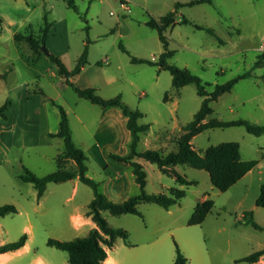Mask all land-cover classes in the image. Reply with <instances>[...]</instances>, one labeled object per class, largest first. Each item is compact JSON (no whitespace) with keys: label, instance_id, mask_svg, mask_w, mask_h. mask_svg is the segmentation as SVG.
Listing matches in <instances>:
<instances>
[{"label":"rangeland","instance_id":"rangeland-1","mask_svg":"<svg viewBox=\"0 0 264 264\" xmlns=\"http://www.w3.org/2000/svg\"><path fill=\"white\" fill-rule=\"evenodd\" d=\"M73 1L78 12L69 8L68 0H0V107L10 103L9 119L0 121V131H9L0 142V207L15 205L19 211L0 219V241L19 240L27 234L23 230L31 220L35 226L32 250L57 264L69 263L68 254L49 247L48 239L86 237L89 227L76 229L70 215L88 210L95 195L90 186L81 184L75 196L74 184L69 182L50 184L43 202L27 197L36 190L20 179L24 167L40 177L47 176L57 170L56 158L64 151V141L49 136L60 124L54 103L66 109L74 140L89 157L87 175L100 184L101 192L105 193L115 165L131 167L107 156L118 146L115 136L107 133L106 124L102 126L103 108L80 98L67 86L42 51L48 29L47 49L60 53L71 71L89 39L90 64L73 82L82 88L97 81L102 86L98 96L105 100L121 96L129 107L144 114L139 124L151 128L142 135L140 153L176 151V140L204 102L195 84L176 90L171 73L157 66L165 48L158 32L147 23L160 21L172 11L176 12V25L165 32L174 52L170 65L200 78L209 93L250 70L255 75L212 102L211 118L243 119L264 126V0H202L204 3L194 6L186 5L197 0ZM178 3L184 6L176 9ZM196 25L213 29L216 37L197 30ZM26 37H33L38 44L32 45ZM132 57L152 64H135ZM257 63H261L259 68H255ZM29 94L38 97L27 100ZM2 135L1 139L4 132ZM227 142L240 144L244 160L259 161L247 180L228 191L214 188L206 171L177 166V172L195 184L183 187L186 197L170 210L142 204L143 217L103 213L110 226L129 233V244L120 238L111 249L118 264H174L176 244L189 264H251L241 260L264 250V231L247 224L249 213L254 212L255 222L264 227V208L256 206L264 184V135L249 134L244 127L213 129L196 136L192 144L205 154L210 147ZM104 164L110 168L106 170ZM66 165L74 166L72 161ZM147 172L151 193H168L166 188L180 187L174 177L161 173L153 164ZM135 185L130 177V194H139ZM209 199L214 208L205 222L190 226L196 206ZM25 261L21 259L20 264ZM255 264H264V256Z\"/></svg>","mask_w":264,"mask_h":264},{"label":"trees","instance_id":"trees-1","mask_svg":"<svg viewBox=\"0 0 264 264\" xmlns=\"http://www.w3.org/2000/svg\"><path fill=\"white\" fill-rule=\"evenodd\" d=\"M201 3L204 2L202 0H197L186 6H194ZM68 5L70 9L78 12L79 9L73 0H68ZM182 6L184 5L178 3L176 4V9ZM175 15L176 12L172 11L162 17L160 21L151 19L147 23L150 28L158 32L160 40L165 48V52L161 55L157 66L160 70L171 73L173 87L176 90L195 84L198 88V95L204 98V102L200 111L195 115L194 120L184 127L182 135L176 140L177 150L168 154L162 150H147L141 153L138 151L142 135L147 133L151 126L140 125L139 121L144 117V114L139 110H134L129 107V105L122 100L121 96L105 100L98 96L97 89L92 87L80 88L74 84L73 79L80 75L83 69L90 64L88 48L89 39H87L85 50L78 60L76 68L72 71L66 67L61 57L53 53H50L48 56L56 66L58 76L67 86L73 88L80 98L101 106L104 111L112 108L120 109L128 119L127 128L132 137L129 143L128 154L119 155L116 153H109L108 158L130 165L135 176V181L140 187L139 194L133 195L123 202H114L105 193L101 192L100 184L87 175L89 157L85 151L76 144L73 138L70 119L66 109L54 103V106L57 107L60 112V124L58 133L51 134L50 137L60 138L64 141V151L56 158L58 169L54 173L40 177L24 167V173L20 176V179L25 183L32 184L38 191L39 198H42L50 184H60L75 179H80L82 183L93 189L95 196L88 206L87 217L92 219L96 224V228L92 229L86 237L75 238L71 241H60L53 238L47 241L49 247H54L68 254L69 264H105L108 258L107 248L112 249L117 238H122L129 244V233L123 229L110 226L103 215L104 212H109L113 216L131 214L143 217L139 209L142 204H156L166 210H170L186 197V191L183 189H172L168 195L148 193L146 191L147 173L143 165L135 161L136 158H142L152 164L158 165L164 174L174 177L177 183L183 187H188L195 183L179 174L175 170L177 166H189L196 170L206 171L210 175L213 187L221 192H226L231 189L259 165V161L257 160H242L241 146L236 142H227L218 146H212L205 154L200 153L193 147V139L208 130L244 127L249 134L262 136L264 135V126L243 119L221 121L211 118L214 114V109L211 106L212 102L217 101L224 94L232 92L239 82L252 79L255 75L253 71L250 70L224 85H217L215 91L209 93L200 78L193 76L187 69H181L177 66L170 65L168 60L174 56V52L169 49V41L165 36V32L171 26L176 25ZM188 23L189 21L185 19V24ZM195 28L200 31H207L209 34L216 37V33L213 29L199 25H196ZM86 30L89 33L90 27L88 26ZM48 34L49 29L41 43L42 47H46ZM26 40L32 45L38 44L33 37H26ZM220 42L222 41L220 40ZM121 49L124 53L130 55L123 45H121ZM132 62L135 64H152L150 61L140 60L134 57H132ZM260 66L261 63H257L255 68H259ZM9 107L10 103H6L0 107V121L9 119ZM67 161H72L74 166L67 167ZM256 206L258 208H264V184L261 187V194L256 202ZM213 208L214 202L210 199L199 203L189 221V225L195 226L203 224ZM17 213L18 209L15 205L0 207V219ZM249 215L250 220L247 224L252 225L256 230L264 231V227L255 222L254 212H250ZM27 241L28 235L24 234L15 242L0 245V254L21 249L26 245ZM176 251L177 258L175 264H188V259L183 254L178 244H176ZM262 256H264V250L242 259L241 262L255 264L260 261Z\"/></svg>","mask_w":264,"mask_h":264},{"label":"crops","instance_id":"crops-1","mask_svg":"<svg viewBox=\"0 0 264 264\" xmlns=\"http://www.w3.org/2000/svg\"><path fill=\"white\" fill-rule=\"evenodd\" d=\"M124 7H125V10H128V5H124ZM53 54L61 57L60 53L59 54L53 53ZM87 68H88V66L83 69L80 76L85 74V72L87 71ZM89 87L100 90L102 86L100 84H98L97 81L92 80L88 86H84L82 88H89ZM36 97H38L37 94L26 95L27 100H34ZM77 120L80 124L84 125V122L82 121V119L80 117H77ZM127 122H128V119L124 116V114L122 113V111L120 109L112 108V109H109L107 111H103V113H102V126L106 124L105 126L107 128V133L112 135V136H115V139H113V140L115 141L116 145L118 146V149L116 150V152H113V153H116L119 155H126L129 152V143L131 142L132 137H131L130 131L127 128ZM70 126L72 129V134L74 135L73 126H72L71 121H70ZM58 131H59V129L55 132L49 133V136L51 134L58 133ZM3 132H4V138L3 139L0 138V142L5 141L6 136L8 137V134H9V131H0V137L3 136L2 135ZM73 138H74V136H73ZM95 138L98 139V135H96ZM141 140H142V137H141ZM94 150H96V149L94 148ZM107 156L105 158H107ZM241 157H242V155H241ZM242 160H244L243 157H242ZM135 161L143 165L144 170L147 173L146 191L148 193H151V190L149 188L150 182H149V175H148L147 170H148V165L152 164V163H150V162H148L142 158H136ZM244 161H250V160H244ZM153 165L158 167V165H156V164H153ZM103 167L107 170V168H110V165L104 164ZM178 167L175 168L176 171H177ZM57 169H58V165H57ZM158 169L161 173H163L159 167H158ZM252 172H253V170L251 172H249L239 182H243V181L247 180L249 178V176L252 174ZM165 175H167V174H165ZM130 177H131L132 182H134L135 176L132 172V168L130 170V168L127 167L126 165H123V166L122 165H119V166L115 165L114 175L111 176V178L105 184V194L114 202H123L126 199H128L129 197L133 196L134 193L130 194ZM69 182H72L74 184V187H73V193L74 194L73 195L76 196L78 194V192L80 191L81 184H84V183H82L80 181V179H75V180L68 181L65 183H69ZM175 182L177 183L176 179H175ZM135 183H136V181H135ZM60 184H64V183H60ZM135 188L137 190L139 189V193H140V187L138 184H137V187L135 185ZM166 189L169 190L168 193L164 192L163 190H157V193H155V194H167L168 195L170 193V190H172V189H183V186L171 187V188H166ZM47 191H48V188H47L46 192L44 193V195L42 196V198H39L37 190L35 191V193L32 194V196H27V197H29V200H32V201L33 200L34 201L40 200L41 202H43L46 199ZM136 193H138V192H135V195H137ZM69 200L70 199H68L67 201H69ZM16 205L18 207H20V205H18V204H16ZM87 211L88 210H86L82 214L79 213V214H71L70 215V219H71V221L74 222V226L76 229H80L82 227H89V229H90L89 231H91L92 229L96 228V224L92 221V219L90 217H86ZM34 230H35V226H34L33 222L30 220V224L28 226H26L23 230V233H27V235H28V241H27L26 245L24 247H22L21 249H18L15 251H9L6 253H1L0 254V264H20L21 259L27 260V262L25 261L23 264H57L51 258L46 257L44 255H39L37 252L32 250L31 244L34 240V232H35ZM2 232H3V230H2V227L0 225V234ZM118 239H120V238L116 239L114 247H115ZM10 242H13V241L4 239V240L0 241V245H4V244L10 243ZM107 251H108V258H107L105 264H118L116 259L111 255V249L107 248ZM176 258H177V251H176ZM176 258H175V261H176ZM175 261H174V264H175ZM64 264H69V263H64ZM188 264H189V259H188Z\"/></svg>","mask_w":264,"mask_h":264},{"label":"water","instance_id":"water-1","mask_svg":"<svg viewBox=\"0 0 264 264\" xmlns=\"http://www.w3.org/2000/svg\"><path fill=\"white\" fill-rule=\"evenodd\" d=\"M41 49L47 56L50 55V52L48 51V49L46 47H42Z\"/></svg>","mask_w":264,"mask_h":264}]
</instances>
